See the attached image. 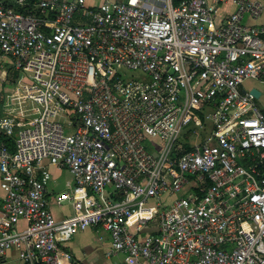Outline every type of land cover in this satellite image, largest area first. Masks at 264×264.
Segmentation results:
<instances>
[{"label": "built area", "instance_id": "1", "mask_svg": "<svg viewBox=\"0 0 264 264\" xmlns=\"http://www.w3.org/2000/svg\"><path fill=\"white\" fill-rule=\"evenodd\" d=\"M263 12L264 0H0V56L19 72L0 116V256L84 264L61 242L96 226L125 264H264V111L241 89L264 75V23L243 21ZM190 123L203 135L174 155ZM50 164L71 175L53 197L72 207L60 219Z\"/></svg>", "mask_w": 264, "mask_h": 264}, {"label": "crops", "instance_id": "2", "mask_svg": "<svg viewBox=\"0 0 264 264\" xmlns=\"http://www.w3.org/2000/svg\"><path fill=\"white\" fill-rule=\"evenodd\" d=\"M92 4V3H91ZM259 21L254 22L247 19L251 23H264V12ZM257 19V20H258ZM7 58L0 56V61L7 62ZM3 69H0V74ZM262 79V78H260ZM258 79L247 78L241 85V89L249 91L251 88H257L262 95V90L258 86ZM0 85V91L7 89V86ZM3 93V91H2ZM264 108V106H262ZM4 113L2 104V94L0 92V116ZM48 170L51 174L49 181L46 184L47 198L49 200V207L55 218L60 219L69 215L72 211L70 203L56 205L53 203V197L67 188L71 183V175L65 168H59L56 165H48ZM4 195L3 189L0 187V204ZM25 226V222L20 220L16 228L20 229ZM156 230L155 221H149L140 231V234L154 232ZM62 245L68 250L71 255L80 260L84 264H125L123 255L117 254L113 256H105V250L109 246L110 237L107 231L101 227L85 226L81 228H74L70 233V238L62 240ZM0 264H22L18 258L17 251L14 248L8 249L2 256H0Z\"/></svg>", "mask_w": 264, "mask_h": 264}, {"label": "rangeland", "instance_id": "3", "mask_svg": "<svg viewBox=\"0 0 264 264\" xmlns=\"http://www.w3.org/2000/svg\"><path fill=\"white\" fill-rule=\"evenodd\" d=\"M101 0H87L88 4H97L99 3ZM233 8V5L230 3H226V4H220L219 5V10L221 12H226L229 11ZM260 19L256 20L259 21ZM243 21H248L245 18L243 19ZM254 21V22H256ZM5 65L0 68L3 69V72L0 74V85L3 84L2 86H7V89H4L1 92L2 94V102H3V97L5 95L6 92L10 91V89L12 88V84L14 83L16 77L19 75V72L14 70L11 66H10V62L7 60V62H4ZM131 71H126L127 75H130ZM133 73V72H132ZM138 72L134 73L137 74ZM251 78H255L258 79V86L260 87V89L262 90V95H260V97L256 98V102L258 104V106L264 111V108H262V106H264V75L262 77H251ZM262 78V79H260ZM244 82V81H243ZM242 82V83H243ZM242 85V84H241ZM203 119V121L206 124L205 127V131H209V121L204 117V115H200ZM195 125H193V123H190L189 125H187L186 127H184L183 129H181L178 134L175 137V140L173 141V153L174 155L176 154H180L182 151L186 150L191 142L196 139L197 137H201L203 135V130L198 128V131L196 133H193L195 131ZM193 133V134H191ZM146 143H154L156 145H162V141L160 140V138H158L157 136H150L148 135L145 139ZM179 195H182L183 192H179ZM110 196V195H109Z\"/></svg>", "mask_w": 264, "mask_h": 264}, {"label": "trees", "instance_id": "4", "mask_svg": "<svg viewBox=\"0 0 264 264\" xmlns=\"http://www.w3.org/2000/svg\"><path fill=\"white\" fill-rule=\"evenodd\" d=\"M3 1V3H5V4H10L11 3V0H2ZM30 2H33V1H35V0H29ZM178 0H173V3H176ZM263 38H264V35H263ZM9 145H10V149H13V143H12V141H10V143H9Z\"/></svg>", "mask_w": 264, "mask_h": 264}, {"label": "water", "instance_id": "5", "mask_svg": "<svg viewBox=\"0 0 264 264\" xmlns=\"http://www.w3.org/2000/svg\"><path fill=\"white\" fill-rule=\"evenodd\" d=\"M249 92H250L255 98H258V97H259L260 91H259L257 88H251V89L249 90Z\"/></svg>", "mask_w": 264, "mask_h": 264}]
</instances>
